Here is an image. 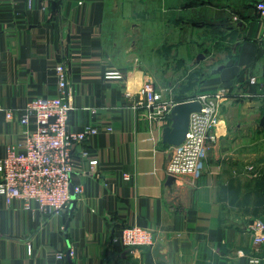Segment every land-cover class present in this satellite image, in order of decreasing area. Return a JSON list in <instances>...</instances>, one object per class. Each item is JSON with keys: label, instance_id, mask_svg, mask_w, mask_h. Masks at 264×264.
Returning <instances> with one entry per match:
<instances>
[{"label": "crops", "instance_id": "1", "mask_svg": "<svg viewBox=\"0 0 264 264\" xmlns=\"http://www.w3.org/2000/svg\"><path fill=\"white\" fill-rule=\"evenodd\" d=\"M136 1L0 0V158L8 145L24 147L18 116L26 102L58 93L59 64L68 69L70 129L98 130L75 148L71 186L83 193L65 212L43 216L0 196V264H249L263 255L250 232L253 219H264L258 0ZM132 29L140 39L127 45ZM108 70L124 78H106ZM148 76L173 94L189 80L195 98L223 91L199 178L168 183L166 125L134 102ZM132 225L153 230L154 245L130 250L113 240Z\"/></svg>", "mask_w": 264, "mask_h": 264}, {"label": "built area", "instance_id": "2", "mask_svg": "<svg viewBox=\"0 0 264 264\" xmlns=\"http://www.w3.org/2000/svg\"><path fill=\"white\" fill-rule=\"evenodd\" d=\"M26 1L31 4L33 0ZM255 9L264 24V0H258ZM67 71L66 66H57L59 83L56 95L35 96L26 102L18 116L27 128L24 147L8 145L0 158V196L8 205L21 201L25 209L43 216L58 215L68 209L72 200L75 148L89 135L98 132L94 126H86L81 131L70 129L72 106L67 98ZM105 77L123 79L124 75L119 70H108ZM173 89V86L158 88L155 79L148 76L139 92L134 94L135 107L144 109L149 119L167 126L171 121V110L179 102L175 100ZM127 95L132 96L133 93L128 92ZM220 95L223 91L188 99L199 100L202 108L191 114L185 140L180 145L171 146L168 175H189L195 179L201 175L208 157L209 141L215 138L212 131L222 119ZM6 115L8 119H13L16 114L14 110H8ZM123 178L128 180L130 175L124 174ZM73 191L79 195L83 193V188L78 185ZM250 232L254 242L264 249V219H253ZM113 240L130 250L151 247L156 242L153 230L138 225L124 226ZM262 254L252 255L249 264H264V252ZM65 256L63 252L57 254L59 260H64Z\"/></svg>", "mask_w": 264, "mask_h": 264}, {"label": "water", "instance_id": "3", "mask_svg": "<svg viewBox=\"0 0 264 264\" xmlns=\"http://www.w3.org/2000/svg\"><path fill=\"white\" fill-rule=\"evenodd\" d=\"M201 57H203V54H200L198 59ZM201 108L202 103L199 100H186L175 104L171 110V123L163 129V141L171 146L180 145L186 138L191 114L201 110ZM175 179L176 177L174 175H169L168 183L172 184ZM71 198H75L72 186ZM155 248L158 249L159 244Z\"/></svg>", "mask_w": 264, "mask_h": 264}, {"label": "trees", "instance_id": "4", "mask_svg": "<svg viewBox=\"0 0 264 264\" xmlns=\"http://www.w3.org/2000/svg\"><path fill=\"white\" fill-rule=\"evenodd\" d=\"M216 0H184L182 4L185 5V7H197V6H203L206 4H213L215 3ZM218 1V0H217ZM214 23V22H212ZM212 26H217L215 24H212ZM193 87V85L191 84V81L189 80L188 82L184 81L181 86L180 89H178L177 87L175 88V100L182 102V101H186L188 99H191L194 97L195 94H193L192 92H189L191 90V88Z\"/></svg>", "mask_w": 264, "mask_h": 264}, {"label": "rangeland", "instance_id": "5", "mask_svg": "<svg viewBox=\"0 0 264 264\" xmlns=\"http://www.w3.org/2000/svg\"><path fill=\"white\" fill-rule=\"evenodd\" d=\"M134 4V6L136 7V8H141V7H143V4L141 5V4H139V0H137L135 3H133ZM146 4H147V7L149 6V1L148 2H146ZM117 5H120V3L118 2V4ZM133 8V7H132ZM155 15L154 14H149L148 15V17H154ZM154 31V29H151V28H149L148 29V32H153ZM130 34H132V36L130 37V38H128L127 37V45L131 42V41H138V39H140V35H141V32H140V30L139 31H137V30H134V29H132L131 30V32H130ZM217 37H219V36H217ZM142 52H145L144 50L143 51H141V53ZM145 54H146V52H145ZM151 56H153V58L155 59V56H154V53L151 55ZM153 59V63H155L156 62V60H154ZM157 69V72H158V74H160L161 73V71H159V68H158V64H153V66H152V70H153V72H155V70ZM170 87V86H169Z\"/></svg>", "mask_w": 264, "mask_h": 264}]
</instances>
